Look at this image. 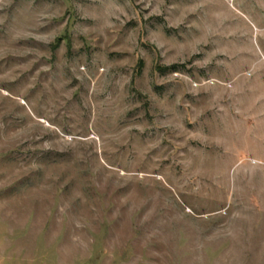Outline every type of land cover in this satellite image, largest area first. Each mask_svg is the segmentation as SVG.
<instances>
[{
  "label": "rangeland",
  "instance_id": "obj_1",
  "mask_svg": "<svg viewBox=\"0 0 264 264\" xmlns=\"http://www.w3.org/2000/svg\"><path fill=\"white\" fill-rule=\"evenodd\" d=\"M0 264H264V0H0Z\"/></svg>",
  "mask_w": 264,
  "mask_h": 264
},
{
  "label": "trees",
  "instance_id": "obj_2",
  "mask_svg": "<svg viewBox=\"0 0 264 264\" xmlns=\"http://www.w3.org/2000/svg\"><path fill=\"white\" fill-rule=\"evenodd\" d=\"M141 67H142V63L139 64L140 70H141ZM175 69H176L175 67L174 68H171V70H173V71H175Z\"/></svg>",
  "mask_w": 264,
  "mask_h": 264
},
{
  "label": "crops",
  "instance_id": "obj_3",
  "mask_svg": "<svg viewBox=\"0 0 264 264\" xmlns=\"http://www.w3.org/2000/svg\"><path fill=\"white\" fill-rule=\"evenodd\" d=\"M256 116H258V117H259V116H261V113H259V114H258V115H256ZM261 117H262V116H261Z\"/></svg>",
  "mask_w": 264,
  "mask_h": 264
}]
</instances>
